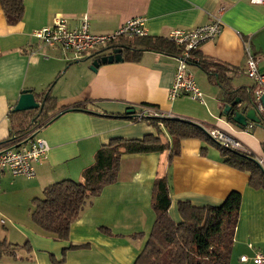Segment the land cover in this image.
I'll use <instances>...</instances> for the list:
<instances>
[{"label": "crops", "instance_id": "crops-1", "mask_svg": "<svg viewBox=\"0 0 264 264\" xmlns=\"http://www.w3.org/2000/svg\"><path fill=\"white\" fill-rule=\"evenodd\" d=\"M24 5L18 22L7 20L0 5V143L9 137V114L25 89L36 94L50 91L56 99L55 115L79 105L82 109L65 112L40 128L37 136L48 142L50 150L35 165L34 178L0 172V241L19 246L27 242L31 249L18 251L16 258L4 256L0 264H134L156 220L152 195L159 173L168 178L169 214L175 223L182 222V203L217 207L230 193H240L230 264H254L251 258L264 254V188L252 187L249 173L225 164L217 144L198 138L182 140L177 155L170 151L123 155L117 181L85 207L67 241H58L35 225L33 200L43 198L46 187L66 179L80 181L96 152L113 140L157 134L149 120L135 121L140 105L156 106L167 116L199 123L207 130H223L254 157L264 155V126L250 122L240 129L222 116L221 87L195 64L189 65V71L205 104L186 95L169 100L178 65L175 57L143 51L140 60L133 62L123 49V62L101 65L93 72L90 57L104 49L75 60L69 53L45 46L33 33L53 25L58 17L75 29L87 15L92 34L114 33L127 21L143 17L148 36L168 38L175 29L209 24L223 7L221 35L197 52L230 69L233 89L251 88L256 85L244 73L246 49L258 57L264 71V4L251 0H24ZM164 138L171 141L166 131ZM10 147L0 144V152ZM13 194L21 197L19 204L28 209L30 222L3 221L5 198ZM244 255L250 258L246 262L240 260Z\"/></svg>", "mask_w": 264, "mask_h": 264}, {"label": "trees", "instance_id": "trees-1", "mask_svg": "<svg viewBox=\"0 0 264 264\" xmlns=\"http://www.w3.org/2000/svg\"><path fill=\"white\" fill-rule=\"evenodd\" d=\"M0 5L7 20L10 22L22 20L25 10L24 0H0ZM118 47H122L126 59L133 62L140 60L143 51L175 58H180L182 52V49L168 38L150 36L122 38L107 48ZM195 56L198 61L190 64L197 65L209 78L216 80L223 91L225 104L237 98L243 100L254 98L256 87L233 89L228 78L230 69L227 66L214 63L199 52H196ZM37 99L43 103L41 110L10 112V134L0 144L17 146L34 135L38 128L45 127L61 115H55L56 99L50 91L37 94ZM74 109L78 111L82 108L79 105ZM148 120L157 129L156 135L135 140H113L96 152L94 163L83 170L80 181L66 179L46 187L43 198L33 200L34 209L31 217L35 225L54 239L67 241L72 225L85 207L106 186L117 181L123 155L167 151L177 155L180 142L188 138H198L217 144L211 139L207 129L199 123L173 117H154ZM165 131L171 137V141L164 138ZM217 145L221 148L225 164L238 171L249 173L252 187L264 188V170L251 153L242 154ZM241 200L240 193L232 192L217 207H195L182 203L179 206L182 222L175 223L169 214L171 198L168 178L165 174L159 173L154 181L152 195L156 220L147 243L134 264H230L233 235ZM22 249L31 250L27 242L19 246L4 240L0 241V259L4 256L16 258L18 251Z\"/></svg>", "mask_w": 264, "mask_h": 264}, {"label": "built area", "instance_id": "built-area-1", "mask_svg": "<svg viewBox=\"0 0 264 264\" xmlns=\"http://www.w3.org/2000/svg\"><path fill=\"white\" fill-rule=\"evenodd\" d=\"M253 4H264V0H251ZM224 8L221 7L217 14L212 16L209 24L199 26L194 29L173 30L168 39L177 47L182 49L178 59V65L174 76L172 87L169 91V100L186 95L194 101L205 104L204 95L197 84L194 75L189 71L190 63L198 61L195 53L200 47L209 41L216 40L223 31V21L221 14ZM145 18H133L126 22L117 31L110 34H92L89 31V18L85 15L79 28L68 27L67 20L58 17L54 24L33 33V37L40 40L45 46L52 49H60L73 56V59L80 60L86 54L105 49L119 39H134L148 36L145 29ZM246 59L244 73L256 85L255 97L257 100L264 93V71L260 70L259 59L248 49H246ZM261 109V108H260ZM171 117L165 115L158 107L152 105H140L139 111L135 114V121L148 120L150 118ZM38 128L33 134L36 135L27 143H20L19 146H11L0 152V172H8L14 177L32 179L36 175L35 165L47 158L50 150L48 142L37 136ZM211 139L225 149L239 153H249L245 145L233 137L231 134L220 130H207ZM256 162L264 170V155L254 157ZM251 246V245H250ZM250 258L242 256V262ZM254 264H264V254L256 253L251 258Z\"/></svg>", "mask_w": 264, "mask_h": 264}, {"label": "water", "instance_id": "water-1", "mask_svg": "<svg viewBox=\"0 0 264 264\" xmlns=\"http://www.w3.org/2000/svg\"><path fill=\"white\" fill-rule=\"evenodd\" d=\"M105 52H109V53L105 54ZM122 52H123L122 47L105 48L104 50L97 52L95 55H92L90 57V59L94 58V60L91 63L90 69L93 72H96L101 65L123 62L124 58ZM42 108H43V103H41L37 99V94L34 93L32 90L25 89L21 92L13 108V111L25 112L32 110H41ZM74 110H75L74 107L65 109L61 111L58 115ZM131 113L132 112H127L128 115H130ZM221 115L226 117L231 124H234L237 128L240 129L246 128L250 122L258 126H263L264 93L259 98V100H257L256 97L254 96V98L249 97L247 100L237 98L233 102L225 104ZM35 136L36 135H32L29 139H27L23 143L24 144L27 143ZM18 146L19 145H17V147Z\"/></svg>", "mask_w": 264, "mask_h": 264}, {"label": "rangeland", "instance_id": "rangeland-1", "mask_svg": "<svg viewBox=\"0 0 264 264\" xmlns=\"http://www.w3.org/2000/svg\"><path fill=\"white\" fill-rule=\"evenodd\" d=\"M91 165V164H90ZM88 165V167L90 166ZM78 180V179H74ZM7 199L5 201V211L7 217H4L3 221H7L11 219V222H23V221H31L30 220V214L27 208H23L20 204L19 201L21 200V197L13 194L10 197L5 198ZM232 258V254H231ZM230 258V260H231ZM233 264H238L237 262H234Z\"/></svg>", "mask_w": 264, "mask_h": 264}]
</instances>
